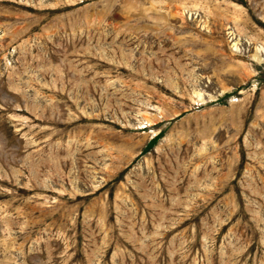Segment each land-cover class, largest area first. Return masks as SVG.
<instances>
[{
	"label": "rangeland",
	"instance_id": "rangeland-1",
	"mask_svg": "<svg viewBox=\"0 0 264 264\" xmlns=\"http://www.w3.org/2000/svg\"><path fill=\"white\" fill-rule=\"evenodd\" d=\"M0 264H264V0H0Z\"/></svg>",
	"mask_w": 264,
	"mask_h": 264
}]
</instances>
